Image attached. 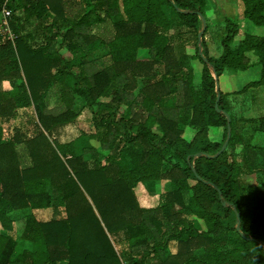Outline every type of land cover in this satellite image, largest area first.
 Instances as JSON below:
<instances>
[{
  "label": "trees",
  "instance_id": "trees-1",
  "mask_svg": "<svg viewBox=\"0 0 264 264\" xmlns=\"http://www.w3.org/2000/svg\"><path fill=\"white\" fill-rule=\"evenodd\" d=\"M243 2L246 18L264 26V0ZM203 3H11L15 50L6 51L0 38V117L9 122L19 109L33 108L37 122L33 135L15 129L8 140L0 127V264H264V187L249 190L239 181L232 155L243 136L231 131L222 152L227 116L231 128L234 117L217 90L227 70L252 66L251 54L261 77L242 92L264 87V37L246 35L236 43L240 27L227 20L222 52L213 55L208 29L199 37ZM171 28L179 36L194 34V55L160 33ZM141 50L148 60L138 61ZM181 124L195 129L192 140ZM71 125L79 128L83 156L76 154V138L60 136ZM211 128H223L221 142L209 138ZM259 129L264 133V117ZM260 155L264 168V147L248 150L252 167ZM162 180L173 187L162 205L142 208L137 186ZM27 209H52L54 217L40 223L30 215L15 229L10 213Z\"/></svg>",
  "mask_w": 264,
  "mask_h": 264
},
{
  "label": "rangeland",
  "instance_id": "rangeland-1",
  "mask_svg": "<svg viewBox=\"0 0 264 264\" xmlns=\"http://www.w3.org/2000/svg\"><path fill=\"white\" fill-rule=\"evenodd\" d=\"M203 2L205 16L201 17L200 33L203 32L206 26V30L208 29L206 39L213 55H220L222 52L221 41L225 35L227 20H232L240 27V34L236 43L242 40L246 35L264 37V26H257L246 18L243 0H203ZM167 11L172 17H175L172 9H168ZM176 32L177 30L175 28H171L167 31L161 29L160 31V33L170 37L171 42L174 44H178L179 41H181V43L185 44L187 54L190 56L194 55L196 51L195 39L193 37L194 34L189 33L188 30H183V33L179 36ZM2 35L3 34H0L2 47L6 51H14L15 45L7 37ZM251 58L252 66L247 71L236 72L227 70L219 79V86L230 105L231 114L234 117L233 128H231V130L236 133V135L243 136L245 139L244 145L237 148L235 155H232L233 159L239 166V181L247 189L254 190L259 187H264L263 157L261 158V155L256 156L254 158V166L252 167L248 162V150L253 149L259 152V150L264 147V133L259 129V121L264 117V87L249 88L246 92H242L248 84L258 81L261 77V65L257 57L251 54ZM148 59V51H139L138 61L143 62ZM197 75L199 77V74ZM137 82L139 88L142 87L141 80L138 79ZM139 92L140 90H138L136 94L139 95ZM56 103L57 98L52 93L49 94V108H54ZM80 119L83 121L88 120L89 116L85 114ZM36 122L37 117L33 108L19 109L16 117L9 122H6L0 117V127L6 131V140L10 139L14 134L15 129H20L24 132L28 131L30 135H33V125ZM80 126L88 128V126L84 124H80ZM180 128L186 140L190 141L194 138L196 134L195 129L188 124H181ZM78 130L79 128L77 125L67 126L60 130V136H65L64 139L69 136L76 138V154L78 156H83L84 152L80 145V138L78 137L80 133ZM223 133V128H211L209 131V138L212 141L221 142L223 139ZM91 144L95 147H99V144L96 141H92ZM227 149L228 146L226 150ZM65 158L63 159L65 160ZM129 161L132 163L131 159H129ZM173 163L183 164L182 161L179 162L176 158H174ZM170 168L171 163H167L165 169L168 171ZM172 189V183L169 180H162L157 182L140 183L135 191L137 200L142 208L154 209L162 205L164 195ZM188 197L189 194L185 193L186 201ZM171 211L174 213H182L185 219H194L192 215H189L180 209L173 208ZM30 215H33L40 223H47L53 219L54 211L52 209L13 211L10 213V216L15 223V229L18 230L19 221L21 219ZM62 217H66L65 208H62ZM200 224L205 230L204 223L201 221ZM17 230H15V236L20 235V231L17 232ZM117 247L119 248L118 244ZM177 248L176 243H171V254L177 253ZM9 250L10 249L8 248L7 252ZM5 256H7V253ZM196 256L202 260L206 259V254L203 251H197ZM3 259H5V257Z\"/></svg>",
  "mask_w": 264,
  "mask_h": 264
},
{
  "label": "built area",
  "instance_id": "built-area-1",
  "mask_svg": "<svg viewBox=\"0 0 264 264\" xmlns=\"http://www.w3.org/2000/svg\"><path fill=\"white\" fill-rule=\"evenodd\" d=\"M13 1L14 0H6L2 10L0 11V34H3L2 36L7 37L15 45L16 37L10 26L13 15L10 5Z\"/></svg>",
  "mask_w": 264,
  "mask_h": 264
},
{
  "label": "water",
  "instance_id": "water-1",
  "mask_svg": "<svg viewBox=\"0 0 264 264\" xmlns=\"http://www.w3.org/2000/svg\"><path fill=\"white\" fill-rule=\"evenodd\" d=\"M206 30V26H205V28H204V30H203V32ZM203 32L202 33H200V39H201V37H202V35H203ZM215 75V74H214ZM216 77V76H215ZM216 83H217V85H218V79L216 78ZM217 90H219V85H218V88H217ZM220 100V97H219V99H218V101ZM227 118H228V121H229V126H228V133H229V137H228V141H227V143L225 144V146L223 147V149H222V152H224L225 150H226V148H227V146H228V142H229V140L231 139V136H232V134H231V125H230V123H231V118H230V116L228 115L227 116Z\"/></svg>",
  "mask_w": 264,
  "mask_h": 264
}]
</instances>
